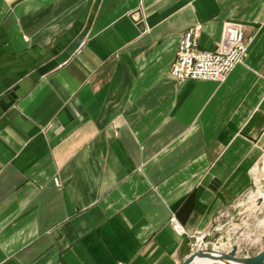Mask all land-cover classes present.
<instances>
[{
    "label": "crops",
    "instance_id": "1",
    "mask_svg": "<svg viewBox=\"0 0 264 264\" xmlns=\"http://www.w3.org/2000/svg\"><path fill=\"white\" fill-rule=\"evenodd\" d=\"M230 22L251 44L226 82L171 77L188 29L214 51ZM13 90L0 264H181L257 183L264 0H0V100Z\"/></svg>",
    "mask_w": 264,
    "mask_h": 264
},
{
    "label": "built area",
    "instance_id": "2",
    "mask_svg": "<svg viewBox=\"0 0 264 264\" xmlns=\"http://www.w3.org/2000/svg\"><path fill=\"white\" fill-rule=\"evenodd\" d=\"M201 30L202 26H195L183 34L171 77L180 83L191 80L224 83L248 58L251 40L244 35L241 24L230 22L224 26L222 39L214 51L203 50L199 48ZM54 182L60 187L59 179H54ZM175 222L173 218L172 223ZM175 226L180 229V226Z\"/></svg>",
    "mask_w": 264,
    "mask_h": 264
},
{
    "label": "water",
    "instance_id": "3",
    "mask_svg": "<svg viewBox=\"0 0 264 264\" xmlns=\"http://www.w3.org/2000/svg\"><path fill=\"white\" fill-rule=\"evenodd\" d=\"M87 35L88 28L84 29L83 33H81V35L61 55H59L58 57H56V59L50 61L46 65L42 66V68L39 70L40 74H48L49 72L54 71L61 64L71 59V56H73V54H75L79 50ZM8 98L10 100L9 103H6L4 98L0 100V105L5 112L13 108L16 104V90H13V92L9 94ZM15 123L24 130H27L25 129V127L28 128V125H26L24 117L22 115L16 118ZM214 184H217V181L214 182ZM258 189L262 194H264V182L260 184L255 191H257ZM257 201L259 207L264 206L263 196L259 197ZM213 232L214 230H212V232L208 235L204 236L200 240V242L196 240V245L188 253L187 258L181 264H195L199 260H210L215 264H264V249L258 254L239 255L238 245H235V243H231L230 249L228 251H221V243L219 242L220 237L218 236V234L216 235V237H214ZM221 239L224 243L228 242V239L224 237H222Z\"/></svg>",
    "mask_w": 264,
    "mask_h": 264
},
{
    "label": "rangeland",
    "instance_id": "4",
    "mask_svg": "<svg viewBox=\"0 0 264 264\" xmlns=\"http://www.w3.org/2000/svg\"><path fill=\"white\" fill-rule=\"evenodd\" d=\"M257 178L260 181L254 185L252 190L254 196L261 192L258 189V192L255 193V190L264 182V158L260 170L257 171ZM250 194L237 202L231 211L224 213L222 219L213 229V236L216 237L218 234L221 244L224 243L221 239L222 237L228 239V242L235 243V245H238V242L243 240H246L247 244L250 242L251 245L249 246L241 245V249L238 245L239 255L251 254L264 249V206L259 207L258 201L251 199Z\"/></svg>",
    "mask_w": 264,
    "mask_h": 264
},
{
    "label": "bare ground",
    "instance_id": "5",
    "mask_svg": "<svg viewBox=\"0 0 264 264\" xmlns=\"http://www.w3.org/2000/svg\"><path fill=\"white\" fill-rule=\"evenodd\" d=\"M257 180V182H259L260 181V179H256ZM258 192V190L257 191H255V193H257ZM254 195L251 193L250 194V198L251 199H254V200H257L259 197H261V196H263L264 197V194H262L261 192L259 193V194H256L254 197H253ZM263 222V221H262ZM258 223V222H257ZM195 264H215V263H212V261H210V260H199V261H197ZM216 264H221V263H216Z\"/></svg>",
    "mask_w": 264,
    "mask_h": 264
}]
</instances>
